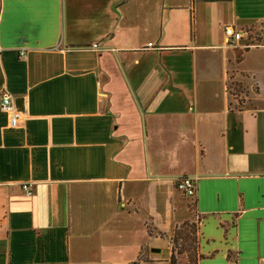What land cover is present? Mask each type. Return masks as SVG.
Segmentation results:
<instances>
[{
  "label": "crops",
  "instance_id": "obj_1",
  "mask_svg": "<svg viewBox=\"0 0 264 264\" xmlns=\"http://www.w3.org/2000/svg\"><path fill=\"white\" fill-rule=\"evenodd\" d=\"M225 26L264 0H0V264H170L185 223L196 264H264V45Z\"/></svg>",
  "mask_w": 264,
  "mask_h": 264
},
{
  "label": "built area",
  "instance_id": "obj_2",
  "mask_svg": "<svg viewBox=\"0 0 264 264\" xmlns=\"http://www.w3.org/2000/svg\"><path fill=\"white\" fill-rule=\"evenodd\" d=\"M224 35L226 37V43L230 47H236V43L242 40H246V44L242 47L243 50H247L253 47L264 45V27L259 33L252 36L250 31L234 32L230 26L224 27ZM2 50L0 49V59ZM226 92L229 95V86L226 87ZM237 95L234 93L233 96ZM0 109L8 115V127L10 129H16L20 124L21 115L16 110L10 100L9 95L4 94L0 97ZM24 192L29 195V185H22ZM175 190L181 193L187 199L193 200L196 196V179L191 176H180L175 180Z\"/></svg>",
  "mask_w": 264,
  "mask_h": 264
},
{
  "label": "rangeland",
  "instance_id": "obj_3",
  "mask_svg": "<svg viewBox=\"0 0 264 264\" xmlns=\"http://www.w3.org/2000/svg\"><path fill=\"white\" fill-rule=\"evenodd\" d=\"M193 225L187 224L175 234V244L172 249L174 264H195L196 262V228L194 223Z\"/></svg>",
  "mask_w": 264,
  "mask_h": 264
},
{
  "label": "trees",
  "instance_id": "obj_4",
  "mask_svg": "<svg viewBox=\"0 0 264 264\" xmlns=\"http://www.w3.org/2000/svg\"><path fill=\"white\" fill-rule=\"evenodd\" d=\"M251 32V31H250ZM240 59V53H237V55H236V60H239ZM229 90H230V92H229V95L230 96H233V94L234 93H237L238 94V91L237 90H239V87L238 86H236V85H230L229 86ZM187 224H189V223H185V224H183L180 228H178L175 232H174V234H173V236H172V245H174L175 244V240H174V238H175V234H176V232L178 231V230H180L182 227H185V226H187ZM191 226H194L193 225V223L192 224H190ZM195 228H196V226H195ZM196 252H197V239H196ZM203 257L201 256V255H199L198 254V252H197V254H196V262H197V260L198 259H202ZM196 262H195V264H196ZM133 264H136V263H133ZM170 264H174V256L173 255H171V257H170Z\"/></svg>",
  "mask_w": 264,
  "mask_h": 264
}]
</instances>
